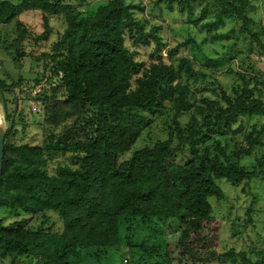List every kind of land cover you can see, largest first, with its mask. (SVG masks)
<instances>
[{"label":"trees","instance_id":"1","mask_svg":"<svg viewBox=\"0 0 264 264\" xmlns=\"http://www.w3.org/2000/svg\"><path fill=\"white\" fill-rule=\"evenodd\" d=\"M197 1L185 4L191 9ZM208 1L218 9L216 21L226 16L245 23L251 7L250 0ZM84 5L0 1V25L16 24V37L8 45L16 53L14 63L24 57L20 42L27 32L19 21L21 14L35 11L41 16L43 30L34 41L50 34V18L63 17L65 23L49 53L36 56L29 65L33 72L42 63V71H49L48 81L60 78L57 86L35 98L41 102L42 124L48 131L41 145L10 142L18 110L6 112L7 102L15 105L13 91L25 80L18 75L8 87L0 79L7 121L0 210L38 216L40 221L32 227L5 224L0 217V264H117L116 254L127 264H216L222 258L258 264L233 249L218 251L221 223L212 215L208 199L224 200L217 180L237 187L264 176L261 165L257 172L240 164L264 146L253 127L244 145L228 153L225 139L235 136L241 125H232L239 119L264 118V100L257 89L264 88V75L235 73L241 85L232 87V93L217 86L213 91L219 90V96L196 99L186 81L195 83L206 76L195 71L188 58L175 65L160 55L146 66L135 62L126 41L144 43L145 34L133 17L137 4L106 0L91 13L81 11ZM59 88L62 99L57 98ZM165 111L171 117L164 139L133 149L153 117ZM183 113L191 115L181 125L178 118ZM66 122L69 127L63 128ZM55 129L61 130L54 133ZM208 142L212 152L205 146ZM130 151L129 158L119 160ZM57 155H69L71 165H58L49 173L48 162ZM179 156L184 160L177 161ZM50 214L60 221L59 231L53 230L54 223L48 226ZM143 257L156 261L145 263Z\"/></svg>","mask_w":264,"mask_h":264},{"label":"rangeland","instance_id":"2","mask_svg":"<svg viewBox=\"0 0 264 264\" xmlns=\"http://www.w3.org/2000/svg\"><path fill=\"white\" fill-rule=\"evenodd\" d=\"M6 1L13 5L18 3V0ZM59 1L74 7L85 4L81 11L91 13L106 0H85L83 3L80 0ZM125 1L133 5L137 4V9L133 11V17L145 34L144 43L139 39L126 41L129 51L136 55L135 62H142L146 66L149 60L157 59L160 55L165 61L175 65L180 58H188L193 69L206 76L203 80H197L195 83L190 80L186 81L196 93V99L202 96L210 98L219 96V90L213 91L217 86L227 93H232V87L241 85V81L238 80L235 73L264 75V0H250L251 7L245 14V23L226 16L222 17L221 21H216L218 9L208 0H198L190 7L191 9H188L185 4L186 0ZM140 8L142 11H139ZM19 21L27 34L20 42V50L23 51L24 57L18 63L12 61V58L16 57V53L8 47L16 37V24L12 21L7 25H0V79L8 87L18 75L25 80L21 87L12 90L16 98L15 105L13 106L9 100L7 102L6 112L10 111L12 107H16L18 110L16 120L12 124L14 134L10 142L16 145H41L43 141L47 140L48 131L42 124L41 102L35 101V98L37 96L42 98V93H48L50 87L57 86L60 78H52L48 81L47 77L50 74L48 70L42 71V63H39L33 72L32 69H29V65L36 56L49 53L51 44L62 33L65 23L63 17L50 18V34L34 41L43 30L40 14L35 11H27L20 15ZM211 23L214 25L211 26ZM134 37L138 38V34ZM188 41V44L181 46ZM156 46L159 47V52L155 51ZM175 47H179L178 51L174 55H168L167 52ZM4 48L7 50L5 51ZM227 69H231L233 73L228 74ZM35 80H38V83ZM252 86L253 81L250 82V87ZM257 89L261 90L264 100V88L257 86ZM63 93V88H59L57 98L62 99ZM257 95L258 92L255 90V96ZM4 96L10 97L6 93ZM4 112L0 101V133H5L7 128V121L4 119L6 112ZM190 115V113L181 114L178 118L180 124L184 125ZM170 117V111H165L161 117L154 116L151 125L143 130L133 149L150 145L156 139H164V128ZM239 125L241 127L235 136L225 137L229 144L227 153L233 148L244 145L243 139L252 127L264 143V118L243 117L233 124L232 128L236 129ZM68 127L69 122H66L63 128ZM55 130L54 133H57L61 129ZM220 141L222 144L224 143L223 138ZM205 146L209 152H212L213 148L210 142ZM130 153L131 151L124 154L119 160L129 158ZM68 156H52L47 165L48 172L53 173L58 165H71ZM182 160L184 159L181 156L177 158V161ZM240 164L247 170L258 172L260 165L264 167V146L255 148L251 157L241 159ZM216 184L222 190L224 200L218 202L211 197L208 201L213 210L212 215L221 223L218 251L224 253L233 249L235 253H244L250 263L264 264V176L254 177L250 182L242 183L237 187L231 186L223 179L217 180ZM50 216L48 226L54 223L53 230L59 231L61 229L60 221L56 216L51 214ZM0 217L4 219L5 224L21 222L24 225L35 227L40 223L38 216L15 214L7 210H0ZM114 259L117 264H127L122 260L121 255L116 254ZM143 259L145 263L156 261L146 257ZM216 264H238V260L235 259L231 262L229 259L222 258Z\"/></svg>","mask_w":264,"mask_h":264},{"label":"water","instance_id":"3","mask_svg":"<svg viewBox=\"0 0 264 264\" xmlns=\"http://www.w3.org/2000/svg\"><path fill=\"white\" fill-rule=\"evenodd\" d=\"M4 140H5V133H0V179H1V172H2Z\"/></svg>","mask_w":264,"mask_h":264}]
</instances>
